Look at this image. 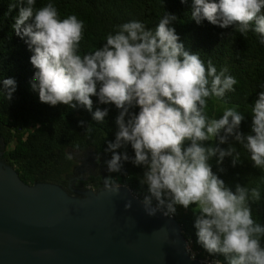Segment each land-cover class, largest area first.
I'll return each mask as SVG.
<instances>
[{
	"label": "clouds",
	"instance_id": "9594fccd",
	"mask_svg": "<svg viewBox=\"0 0 264 264\" xmlns=\"http://www.w3.org/2000/svg\"><path fill=\"white\" fill-rule=\"evenodd\" d=\"M37 3L14 0L9 12L19 6L12 28L33 53L30 86L40 102L85 108L101 123L114 106L117 131L106 149L112 153L107 168L121 173L131 162L144 169L140 184L147 188L142 202L148 215L174 216L178 206L195 205L197 242L210 255H223L227 264H264V225L251 207L262 199L260 187L237 184L233 191L210 163L214 157L218 165L227 157L233 167L241 161L232 138L254 167L264 170V84L250 105L251 132L245 134L239 105L226 107L219 118L209 117V100L234 93L239 81L227 67L218 70L211 59L205 63L198 52L186 49L172 26L175 14L165 13L151 28L138 19L116 25L102 46L82 54L85 22L75 14L62 18L55 0ZM190 18L197 25L206 20L220 28L234 26L245 36L255 32L264 44V0H192ZM17 87L15 78L0 79V94L7 100ZM93 97L108 107L93 111ZM217 139L216 146H205ZM224 144L228 148L220 147ZM103 183L105 190L120 192L118 178L109 176Z\"/></svg>",
	"mask_w": 264,
	"mask_h": 264
},
{
	"label": "trees",
	"instance_id": "16d2710c",
	"mask_svg": "<svg viewBox=\"0 0 264 264\" xmlns=\"http://www.w3.org/2000/svg\"><path fill=\"white\" fill-rule=\"evenodd\" d=\"M13 2L0 0V79L15 78L18 83L11 100L0 94V162L14 168L27 185L54 184L80 199L84 198L82 192L99 194L106 191L104 178L112 176L143 201L147 188L140 184L142 167L125 162L121 173H110L107 168L106 162L112 158V153L106 149L109 142L115 141L117 131L118 110L114 106L101 123L85 108L41 103L38 93L31 90L30 81L36 71L30 63L33 53L12 28L19 12V6L9 12ZM46 3L47 0H38L37 7ZM55 3L62 18L75 14L85 22L82 54L102 46L116 25L138 19L151 28L165 13L175 14L178 20L172 26L186 49L198 52L205 63L211 59L218 70L227 67L239 81L234 93H227L223 99L209 100V117L219 118L226 107L239 105L246 117L241 123V131L251 132L250 105L254 106L262 90L259 85L264 84V44L255 32L245 36L235 31L234 26L220 28L206 20L197 25L190 18L192 0L187 4L181 0H55ZM92 99L93 111L96 107H108L99 105L96 97ZM81 121L85 122L83 126ZM229 143L241 153V161L233 167L232 157H227L222 165H218L214 157L210 161L213 172L233 191L237 184L260 187L262 199L251 202V207L254 219L264 225V170L254 167L249 155L232 138ZM217 144L218 139L205 142V146ZM228 146L220 145L225 149ZM127 151L135 155L131 146ZM67 153H71L73 159H67ZM195 208V205L189 209L178 206L172 216L181 224L191 252L203 262L227 264L223 255H210L197 242L194 223L198 213Z\"/></svg>",
	"mask_w": 264,
	"mask_h": 264
},
{
	"label": "water",
	"instance_id": "95a60500",
	"mask_svg": "<svg viewBox=\"0 0 264 264\" xmlns=\"http://www.w3.org/2000/svg\"><path fill=\"white\" fill-rule=\"evenodd\" d=\"M80 194L27 185L0 162V264H205L189 257L181 224L148 215L130 188Z\"/></svg>",
	"mask_w": 264,
	"mask_h": 264
},
{
	"label": "built area",
	"instance_id": "2783aa9c",
	"mask_svg": "<svg viewBox=\"0 0 264 264\" xmlns=\"http://www.w3.org/2000/svg\"><path fill=\"white\" fill-rule=\"evenodd\" d=\"M188 249H189V247H188ZM188 253H189V257L191 258V259H193V255H194V259L193 260H196L197 258H196V255L193 253V252H191V251H189L188 250ZM205 264H209L210 262H204Z\"/></svg>",
	"mask_w": 264,
	"mask_h": 264
}]
</instances>
